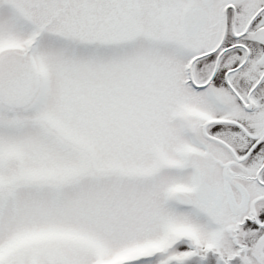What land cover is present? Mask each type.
I'll return each mask as SVG.
<instances>
[{"label": "snow or ice", "instance_id": "1", "mask_svg": "<svg viewBox=\"0 0 264 264\" xmlns=\"http://www.w3.org/2000/svg\"><path fill=\"white\" fill-rule=\"evenodd\" d=\"M0 264H264V0H0Z\"/></svg>", "mask_w": 264, "mask_h": 264}]
</instances>
